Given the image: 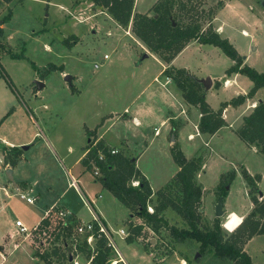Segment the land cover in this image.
Masks as SVG:
<instances>
[{
	"label": "rangeland",
	"instance_id": "374dc122",
	"mask_svg": "<svg viewBox=\"0 0 264 264\" xmlns=\"http://www.w3.org/2000/svg\"><path fill=\"white\" fill-rule=\"evenodd\" d=\"M74 1L13 0L5 3L0 0V20L11 12L10 20L1 25L3 35L0 36V63L7 76L0 72V120L9 111L0 122V136L16 141L33 136L30 143L35 142L22 152L15 168V176L18 178L19 171L24 176L23 179L27 180L25 184L27 190H23L24 184H20L23 186L20 191H27L30 196L36 197L35 203L29 204L20 197V191L13 189L5 175V168L10 167L3 164L0 148V182L3 186L6 185L4 187L9 193L6 196L0 190V226L6 229L10 221L14 223L16 220H20L28 229L37 224L44 209L49 207L48 204L42 208L43 210L37 208L43 206L40 202L41 189L44 190V187L48 186L52 191L48 201L57 200L63 190H68L66 199L70 207L64 205V208L67 211L76 208L78 214L85 220L91 217V212L80 193L83 191L95 198V204L92 206L99 212L102 210L101 214L114 230L122 228L129 232L128 226L131 222L137 225L142 221L137 216H133L130 221L127 207L94 179L98 178L100 173L95 175L94 169H87L81 162L74 163L81 146L88 143L85 125L87 127L97 125L99 133L104 132L111 141L127 139L128 143L130 142L131 149L126 148L124 144L115 145V148L128 155H138L137 167L155 190L163 187L177 171L171 154L173 143H176L185 158L189 159L196 153L200 156L204 154V168L201 167L196 174V181L202 188L198 207L200 226H211L214 219L218 218L225 234L233 231L242 218L236 213L227 212L232 209L240 213L248 208L250 202L249 186L246 184L245 188L241 170L246 169L248 165L256 174L260 173L264 169V152H255L240 138L236 129L232 130L228 126L212 137L207 146L199 137L193 141L188 138V132L194 133L190 122L185 125L178 124L173 136L171 128L170 131L167 129L172 126L171 120L167 125H160V119L155 122L151 119L150 124L134 127L121 120L111 119L113 116H107L113 110H117L116 114L121 118L124 107L129 105L132 98L136 99L147 84L151 83L152 88L157 86L160 82L153 77L160 69V65L152 56L144 58V64L140 66L137 64L143 53H155L132 32L131 23L127 26L111 24V27L110 19L103 14L105 11L101 7L92 10L93 7L87 5L89 3L87 0H77V4L72 5ZM150 1L152 0H140L138 9L147 8ZM217 1L219 0H192L194 14L199 15L201 27L205 28L208 24L207 10L215 9L211 16L214 29L213 18L217 13L219 22L224 26L222 36L233 44L247 65L264 71L263 0H221L223 6L220 8ZM71 5L81 10L73 13ZM65 43L71 46L68 47ZM193 46L196 50L188 49L181 54L176 60V66L182 67L186 64L199 66L201 69H209L211 75L217 76L222 73L224 65L230 64V58L218 47L211 46L216 50L214 52L219 54L209 51L207 47L200 50L198 45ZM9 50L16 53L24 51L26 57L32 60L38 69L34 71L27 59L11 58L7 52ZM129 53L136 56L135 60ZM104 54H108L109 58L104 59ZM49 63L62 65V73L70 75L69 81L73 80L72 76H76L75 82L72 81L74 91L70 89L67 92L65 88L68 85L67 80L60 71L50 72L47 67ZM145 66L147 72L142 71ZM35 74L43 82L46 80L45 87L44 85L36 87L33 82ZM245 79L249 81L247 77ZM173 85L175 86L174 83L170 86ZM37 91H41L38 97L33 95ZM144 92L140 94L141 97L145 96ZM171 102L174 104L172 112L176 114L180 106L175 99L171 98ZM25 103H28L33 114L31 112L29 114ZM168 108L165 107L163 114L168 113ZM194 108L190 107L187 112L193 122L197 120V111ZM179 114L174 120L176 123L180 120ZM103 116L106 117L103 124H100ZM233 117L229 116V120L233 121ZM237 123L238 121H233L236 128ZM154 126H160L159 136L153 135ZM35 133L37 134L34 135ZM45 135L54 141L56 152L48 144ZM96 137L95 133L91 135V139ZM44 142L47 147L41 146ZM69 146L74 150L68 152ZM27 163L32 165H26ZM43 164L46 172L40 186L31 187L30 180L35 176V168ZM68 169L78 179L80 192L75 187H68L66 182V178L68 182L70 181ZM231 171H234L235 175L227 186V195L223 199V203L227 202L224 203L226 211L221 217H216L215 205L218 201L216 186L221 176ZM238 172L240 175H237ZM260 181L261 176L258 181L259 191L264 189V180ZM50 182H54V186L47 185ZM229 214L230 217L225 222ZM163 218L168 225L177 227L186 225L171 208L164 210ZM113 237L128 264H234L233 261L215 256L209 251L200 253L199 244L195 240L176 242L164 227L158 232L143 227L140 236L132 242L117 234H113ZM16 241L18 245L15 248L10 245L11 253L3 264H49L40 259L43 255L39 253L40 249L34 251L29 241H22V238H17ZM50 249L49 247L48 250ZM68 252V249L60 246L57 253L51 251L47 254L50 256L51 264H72L68 261ZM246 252L254 257L255 263H264V236L254 239ZM197 253L199 255H196ZM73 255L74 262L89 264L87 252L78 254L73 252ZM115 256L113 248L108 259Z\"/></svg>",
	"mask_w": 264,
	"mask_h": 264
},
{
	"label": "trees",
	"instance_id": "16d2710c",
	"mask_svg": "<svg viewBox=\"0 0 264 264\" xmlns=\"http://www.w3.org/2000/svg\"><path fill=\"white\" fill-rule=\"evenodd\" d=\"M1 1L9 3L13 0ZM90 1L94 5L105 8L119 25L127 26L131 23L132 32L151 52L157 54L167 63L188 42L194 40L201 44L218 47L234 61L225 70L226 75L240 73L252 81L253 84L246 93L238 94L221 102L219 108L213 110L205 100L203 85L189 70L183 67L167 66L162 71V74L169 77L180 90L183 99L199 109L201 115L198 128L202 133L213 134L220 127L226 125L223 110L229 105L232 107L241 105L246 99L253 97L259 88L264 87V71H257L244 63L242 56L233 44L227 38L220 36L214 29L211 23V16L215 10L213 8L207 10L208 24L202 28L199 15L195 16L194 14L195 8L192 0H156L148 13L133 12L134 0ZM217 6L218 8L222 7L223 2L217 1ZM10 18L11 12L1 18L0 36L3 35L1 25L7 23ZM65 44L68 47L71 46V44ZM7 52L11 58L27 59L34 71L38 69L36 64L26 57L24 51L16 53L9 50ZM47 67L50 72L63 71L62 65L49 63ZM0 72L7 77L1 63ZM7 80L9 81L8 78ZM218 85L219 82L216 81L214 86ZM69 88L71 91L75 89L71 82ZM8 113L9 111L1 118L0 122ZM171 121V133L174 136L178 123L174 120ZM86 134L89 141L86 144L87 152L81 158V163L87 169H91L92 163H94L99 169L100 176L97 179L102 186L129 209L130 216L142 219L141 224L134 225L132 222L129 224L126 241L132 242L139 237L143 227H147L153 232H158L164 227L176 242H183L186 239L195 240L199 244L200 253L209 251L215 256L233 261L234 264H258L251 260L249 254L244 250V245L254 235L264 234V195L261 198L257 196L259 174L251 175L245 168H242V177L249 186L248 193L253 207L233 231L225 234L218 218L214 219L211 226H200L198 207L202 188L196 181V174L201 170L203 164L200 155L189 159L185 158L176 143H173L171 154L178 169L163 187L153 191L148 179L136 166L137 156L125 154L121 150L111 153L112 146L107 145L103 140L91 139V135L94 134L93 130H86ZM237 134L245 143L258 146V150L264 152V100L258 102L248 115L243 116V123L237 129ZM99 151L104 154L103 160L98 158ZM2 153L3 164L12 167L20 157V150L16 147H3ZM234 175V171H231L221 176L215 191L218 199L223 201L227 195V186L231 183ZM152 196H155V199ZM148 205L153 208V212L147 210ZM167 208L175 211L186 225L182 227L168 225L163 218V212ZM129 219L131 221L132 218ZM53 251L57 253V249ZM109 252L110 248L106 246L105 240L100 239L91 264H106ZM61 256L63 257V255ZM49 257L48 254H43L40 259L51 264Z\"/></svg>",
	"mask_w": 264,
	"mask_h": 264
},
{
	"label": "crops",
	"instance_id": "0c3cea01",
	"mask_svg": "<svg viewBox=\"0 0 264 264\" xmlns=\"http://www.w3.org/2000/svg\"><path fill=\"white\" fill-rule=\"evenodd\" d=\"M76 1L77 0H75L72 5L77 4ZM155 1L156 0L150 1V5L147 8L138 9V7L140 5V0H134L133 12L148 13L150 7L152 6V4ZM87 2H89L87 5L93 7V8H91L92 10L93 9L97 10L96 7H100V6L94 5L90 0H87ZM226 4H227V2L225 3V5ZM72 5H71V7H72L71 8V12L75 13L77 10H81V9H76L75 6H72ZM101 8L105 11V13L103 12V14H105L106 17L110 19V21H109L110 24L109 25L111 26V24H112V25H115V26L117 25L118 26V23L107 13L106 9L103 8V7H101ZM73 9H75V10H73ZM83 18H85V17H83ZM213 21H214L213 23H214V26H215L216 31L222 36L223 30H224V26H223V23L222 22H219L217 13L214 16ZM242 32H245L246 33V31H244V30H242ZM193 45H198L197 47L201 48L200 50H202V47H207V49L209 51H211L213 53L219 54L218 52H214L216 50L211 47L213 45H211V44H201V43H198V42H196L194 40L188 42L187 45L169 63H167V62L163 61L162 59H160L156 54H152V53L149 52L145 58H147L149 56H152L153 58H155L158 61L159 65H160V69L158 70V72L153 77L154 80L157 79L160 83L157 86L153 87V88H152V84L151 83L150 84H147L146 87L140 92V94L142 95L143 94L142 92L145 91L144 92L145 96L144 97H141L140 94H139L136 97V99L135 98L134 99L132 98L131 101L129 102V105H127V106L124 107L121 118H118V116H117L118 114H116V113H118L117 110L116 111L113 110L111 113L107 114V116L108 115L113 116V117H110V118L111 119H118V121L121 120V121H123V123H125V124L127 123L128 125H131L132 124V126H134V127H139L141 125L150 124L151 123V121H150L151 119H153V122H155V121H157V120L160 119V125H167L169 123V120H175V118L180 113L179 114L180 115L179 116V119L180 120L177 121L178 124L185 125L188 122L192 123V127H193V130H194V133L191 132V131L188 132L187 133L188 138L193 141L196 137H199L201 139V141H203L204 144L207 145V146L209 145L208 143H210L209 140L212 137H214L215 135H218V132L221 129H223L224 127L228 126V127H231L232 130H235L236 129L235 131H237V129L243 123V116L248 115L253 110V108L255 107V105H257L258 102L264 100V87L259 88L256 91V93L254 94L253 97L246 99L241 105H238L236 107H232L230 105L227 106L223 110V118H224V120L226 122V125H223L222 127H220L213 134L200 132L199 131V128H198V124H199V120H200V115H201L199 109L196 106H194V105H192L190 103H187L183 99V97H182V95L180 93V90L176 86H174V85H173V87L170 86L173 83L172 80L169 77L164 76L162 74V71L167 66L179 67V66H176V60L178 59V57L181 54L185 53L188 49H190V51L196 50L195 46H193ZM129 54L132 57L134 56L133 58L135 60L136 56L134 54H132V53H129ZM230 60H231L230 61V64L228 66L227 65H224L225 67H223L224 69L222 68L223 69L222 73L220 75H217V76L211 75L209 73L210 72L209 69H206V70L205 69H201V67H199V66L198 67H195V66H191L189 64H186V65L182 66L183 68H186L187 70H189L197 78H204V77H210L211 78L212 84H211V86H210L209 89L205 90V100H206V102L209 104V106L213 110L218 109L221 102H223L225 100H229L231 97H234V96H236L238 94L246 93L251 88V86L253 84L252 81L248 77L247 78L249 79V81L246 80L245 79L246 76L243 75V74H240V73H232L230 75H226L225 74V70L234 63V61L232 59H230ZM243 61L245 63V60H243ZM137 64L139 66L142 65V64H144V58H139ZM142 71L143 72H147V66H145ZM54 72H56V71H54ZM61 75L65 78V75L66 74H63L61 72ZM36 76H37V74L34 75V80H40V81H42L41 78H38ZM72 77H74V78H73V80H71V81L68 82V85H69L70 82L71 83H72V81L75 82V80L77 79V78H75L76 76H72ZM34 80H33V82H34ZM216 81L219 82V85L217 87L214 86V84H215ZM43 83H44V87H45V84H46V80L45 79H44V82ZM68 85H66V87H65L66 90H67V92L70 91V88H69ZM77 91L78 92L80 91L78 87H77ZM40 93H41V91H37L33 95L38 97ZM171 98L172 99H175L176 102L180 106V110L176 114H174V112H172L173 111L172 110V107H173L172 105H174V104L171 102ZM27 104L28 103H25V106L27 107L29 114H31V113L33 114L32 109ZM165 107H167V108L169 107L168 108V113L166 112L165 114H163ZM190 107H193V108L195 107L194 109L197 111V120L194 121V122L191 120L190 116L187 113L189 111V108ZM125 110H127V112H125ZM232 115L234 116L232 118L233 121L234 120H236V122L238 121V123H237L238 127L237 128L235 127V125H233V121H230L229 120V116H232ZM182 116H184V117L181 118ZM105 117L106 116L101 117L100 124H103ZM148 120H149V122H148ZM171 127L169 126L167 128L168 131H170L169 129ZM85 128H86V130H93L94 131V133L97 136L96 139H94L95 141H97V140H103L107 145L112 146V148H115V145H118L119 144V145L122 146L124 144L126 146V148L131 149V146L129 145L130 142L128 143V140L127 139L126 140L125 139H121V140H118L117 142H113L110 139H108V137H106V135L104 134V132L99 133V131H98L99 127L97 125L96 126H92V127H87L85 125ZM154 128H158L159 133L158 134H154L153 133V135L154 136H159V134L161 133L160 132L161 131L160 126H154L153 127V131H154ZM138 131H139V133H141V130L140 129H138ZM36 134L37 133H35L34 135H36ZM28 138L29 139H26L25 138L23 140L16 141V140H13L12 138L4 137L3 135H1L0 136V146L3 145L2 147H0L1 148V152H2V148L3 147H16L18 150H20V154H21L20 156H22V154H23L22 152H24V150H27L28 148H30L31 146H33V144L35 142L34 141V142L30 143L32 141L33 136L28 137ZM45 138H46L48 144L50 145V147L52 148V150L54 152H56L55 148H57V147H56L54 141H52V139H49L47 137V135H45ZM88 141H89V139L87 140V142ZM23 144H26L29 147L27 149H22L20 146L23 145ZM245 144H247V143H245ZM43 145L46 146L45 142L43 144H41L42 147H44ZM247 145H249L255 152H258L259 151L258 148L255 145H252V144H247ZM73 150H74V148L72 146H69L68 147V152H71ZM117 150H119V149H117ZM79 152L80 153L78 154L77 158L74 161V163H77V164H79L81 162V158L87 152L86 145L85 146L82 145L81 146V150ZM198 155H200V154L196 153L193 157H196ZM136 156H137V159H138V155H136ZM201 157L203 159V164H202V169H203L204 168V165H205V155L204 154H201ZM19 160L20 159H18L16 161V164L13 167L10 166V165H7V166H9L12 169V176H13L14 183L13 184L11 183V184L13 186V189H15V190L16 189L17 190H20L23 186H24L23 187L24 188L23 190H27V185H25L27 183V180H24L23 179L24 176L19 171L17 172L18 178L15 176V168L17 167ZM2 161H3V153H2ZM26 165H32V164L31 163H27ZM136 166H137V160H136ZM6 169H8V168L6 167L5 170ZM177 169H178V167H177ZM246 169H247L248 173H250L251 175H255L256 174V171L252 170L248 165H247V168ZM45 172L46 171L44 170V164H43V166L37 165V167L35 168V176H32V178L30 180L31 185H32L31 187H33V186L39 187L40 186L41 179L44 176V173ZM67 172L71 174V172L69 171V169L67 170ZM258 174L261 176V181H263L264 180V169L260 173H258ZM237 175H240V173L238 172ZM94 179L96 181H98L99 184L102 186V184L100 183V181L97 178H94ZM30 182H29V184H30ZM66 182L68 183L67 184L68 187L71 188L72 186L69 185V182H68V179L67 178H66ZM243 183H245V188H246V181L244 180V178H243ZM0 184H1V182H0ZM20 184H24V185L21 186ZM1 185H2V187L6 186V185L3 186V184H1ZM47 185H53L54 186V182H50ZM257 186H258V182H257ZM152 190L153 191H156L154 188H152ZM6 191L8 192V190H6ZM41 191H42V199L40 200V202H41V205H43V206L42 207H37L38 210L39 209L40 210H43L42 208L43 207H47L48 204H49V207L51 205H53V204L58 205V206H62L63 208L65 206L67 208L70 207V204L67 202V199H66V194H67L68 190H63L60 193V195L57 198V200H52V201H48L49 200V198H48L49 195H52V191H51V187L50 186H48L47 188L44 187V190L41 189ZM260 191L262 192V195H264V189H260ZM79 192H80V187H79ZM80 193L85 198H89V199L91 198V199H93L94 200L93 205L95 204V198L92 197L91 195H89L86 191H83V192H80ZM246 194H247V192H246ZM98 196H100V194H98ZM37 197L39 198V195H37ZM154 197L155 196H152L153 199H154ZM259 198H261V196H259ZM35 201H34V203H35ZM37 201H38V199H37ZM34 203H29V204H34ZM57 203H60V205L57 204ZM224 203H227V202H224ZM224 203H223V207L222 208H223L224 211H226L224 209ZM252 207H253V204H252V202L250 200L249 205H248V208L245 209V210L240 211V213H238V212H236V211H234L232 209L229 210L227 213H229V212L236 213L237 215L241 216V218L243 219L245 217V215H247L251 211ZM46 209H44V210H46ZM93 209L96 212H98V214H100V216H102V218L104 219V221L107 224V226L109 228L113 229L111 227V225L109 224V222L106 221L105 216H103V214H101L102 210H100V212H99L98 210L95 209V206L93 207ZM128 211H129V209H128ZM69 212H71L74 216H76V217H78V218H80L82 220H85V219H83V217H81L78 214L79 212L76 210V208H70V211ZM130 218H132V216H130ZM14 232H15L14 223L11 222V221H10V224L8 225V227L6 229H4L3 227L0 226V264H3V262L5 260H7V258L9 257V255L11 253V250H10L11 243L10 242L12 241L11 236L13 235ZM258 236H264V234L254 235L251 239H249L247 241V243L244 245V250L245 251H247L248 245L251 244L252 241L254 239H256ZM7 237H9L10 240ZM120 254H121V256H122L125 264H128V261H127L126 257L124 256V254L121 253V252H120ZM2 255H3V257H2ZM249 256L251 257V260L252 261L253 260L255 261L254 257H252V255H250V253H249ZM182 262L185 263L184 260H182ZM118 264H123V263H118Z\"/></svg>",
	"mask_w": 264,
	"mask_h": 264
},
{
	"label": "built area",
	"instance_id": "2783aa9c",
	"mask_svg": "<svg viewBox=\"0 0 264 264\" xmlns=\"http://www.w3.org/2000/svg\"><path fill=\"white\" fill-rule=\"evenodd\" d=\"M103 58L108 59V54H104ZM125 112H127V110H125ZM158 132V128H154V134H158ZM117 151L116 148H111L110 150L111 153ZM98 158L100 160H103L104 158V154L101 151L98 152ZM91 168L94 169L95 175L100 173L98 167L94 163H92ZM69 176V185L75 187L79 191L78 180L70 173ZM133 184H136V182H133ZM0 190H2L6 196L9 195L5 187H2L1 184ZM20 197L24 198L28 203H34L36 200L35 196H30L26 191H20ZM84 200L89 206L91 212V217L87 220H82L74 216L62 206L55 204L48 207L44 211L40 221L30 229H28L20 220H16L14 222L15 232L11 236L12 241L10 242L12 247L15 248L18 245L16 243L17 238H22V241H29L34 251L40 249V254L50 253L62 246L63 249L69 250L67 258L72 264H78L77 262H74L73 252L78 254L83 251L89 254L88 263L90 264L93 256L97 252L98 241L103 238L106 246L109 247L110 250L114 248L116 253L115 258L108 259L107 262L109 264H125L120 251L115 244L113 234H117L124 238L128 235V231L122 228L117 230L109 228L102 216L93 209L92 205L94 200L85 197ZM147 208L149 212H153L151 206L148 205ZM139 224H141V221ZM49 247L51 248L50 250H48ZM69 257H71V260H69Z\"/></svg>",
	"mask_w": 264,
	"mask_h": 264
},
{
	"label": "water",
	"instance_id": "95a60500",
	"mask_svg": "<svg viewBox=\"0 0 264 264\" xmlns=\"http://www.w3.org/2000/svg\"><path fill=\"white\" fill-rule=\"evenodd\" d=\"M263 6H264V2H263ZM146 56H147V53H143L142 58H145ZM69 79H70V75L66 74L65 80H67V82H69ZM198 79H199L200 83L203 85L205 90L210 88V86L212 84L210 77H204V78H198ZM34 83H35L37 88H40V87H42V85H44V83L40 80H34ZM28 147H29L28 145H23L22 149H27ZM5 175H6L7 180L13 184L14 180H13L11 168H8L5 170ZM258 195L262 196V192L259 191ZM222 207H223V201H222V199H218V201L215 205V216L216 217H221L224 214V210ZM196 255H199V253H197ZM69 260H71V257H69Z\"/></svg>",
	"mask_w": 264,
	"mask_h": 264
},
{
	"label": "bare ground",
	"instance_id": "6f19581e",
	"mask_svg": "<svg viewBox=\"0 0 264 264\" xmlns=\"http://www.w3.org/2000/svg\"><path fill=\"white\" fill-rule=\"evenodd\" d=\"M229 217H230V214L226 217L225 222L229 219ZM224 227H225V224H224Z\"/></svg>",
	"mask_w": 264,
	"mask_h": 264
}]
</instances>
